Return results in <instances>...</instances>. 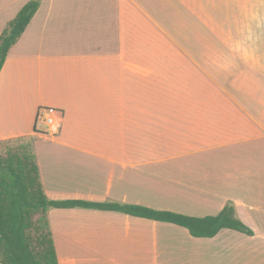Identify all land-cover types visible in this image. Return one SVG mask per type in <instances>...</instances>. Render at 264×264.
<instances>
[{
	"label": "crops",
	"instance_id": "0c3cea01",
	"mask_svg": "<svg viewBox=\"0 0 264 264\" xmlns=\"http://www.w3.org/2000/svg\"><path fill=\"white\" fill-rule=\"evenodd\" d=\"M29 1L0 0V35ZM38 1L0 72V141L32 139L45 196L191 217L231 203L253 232L52 209L58 264H264V0Z\"/></svg>",
	"mask_w": 264,
	"mask_h": 264
},
{
	"label": "trees",
	"instance_id": "16d2710c",
	"mask_svg": "<svg viewBox=\"0 0 264 264\" xmlns=\"http://www.w3.org/2000/svg\"><path fill=\"white\" fill-rule=\"evenodd\" d=\"M40 7L27 2L0 35V72L9 50L18 42ZM0 155V264H58L47 213L52 209H85L122 213L186 230L195 239L214 238L222 230L247 236L253 232L238 218L231 203L215 216L191 217L139 205L51 201L42 189L35 155L30 146Z\"/></svg>",
	"mask_w": 264,
	"mask_h": 264
},
{
	"label": "rangeland",
	"instance_id": "374dc122",
	"mask_svg": "<svg viewBox=\"0 0 264 264\" xmlns=\"http://www.w3.org/2000/svg\"><path fill=\"white\" fill-rule=\"evenodd\" d=\"M6 20H9V19H6ZM262 20H264V19H262ZM251 29L254 32L256 30V27L252 26ZM205 55H208V54H205ZM208 56H211V55H208ZM211 57H214V56H211ZM27 64H29V61H27ZM17 108H18V105H15V106H11L9 109H7L5 112L6 117L7 118L10 117V119L13 121L15 110ZM31 145H32V139L28 138V137H20L17 139L0 141V155H4L8 150H17V151L22 150L21 152H23V149L21 148L22 146L23 147H26V146L31 147Z\"/></svg>",
	"mask_w": 264,
	"mask_h": 264
},
{
	"label": "built area",
	"instance_id": "2783aa9c",
	"mask_svg": "<svg viewBox=\"0 0 264 264\" xmlns=\"http://www.w3.org/2000/svg\"><path fill=\"white\" fill-rule=\"evenodd\" d=\"M56 113L53 110L45 109L40 110L38 113V120L45 123L49 129V133L55 135L60 128L61 121L59 116H55Z\"/></svg>",
	"mask_w": 264,
	"mask_h": 264
},
{
	"label": "bare ground",
	"instance_id": "6f19581e",
	"mask_svg": "<svg viewBox=\"0 0 264 264\" xmlns=\"http://www.w3.org/2000/svg\"><path fill=\"white\" fill-rule=\"evenodd\" d=\"M57 242V241H56ZM60 256V255H59ZM66 264V263H65Z\"/></svg>",
	"mask_w": 264,
	"mask_h": 264
}]
</instances>
